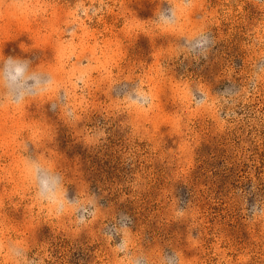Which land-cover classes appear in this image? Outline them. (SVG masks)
I'll list each match as a JSON object with an SVG mask.
<instances>
[{
	"label": "rangeland",
	"instance_id": "obj_1",
	"mask_svg": "<svg viewBox=\"0 0 264 264\" xmlns=\"http://www.w3.org/2000/svg\"><path fill=\"white\" fill-rule=\"evenodd\" d=\"M0 264H264V0H0Z\"/></svg>",
	"mask_w": 264,
	"mask_h": 264
},
{
	"label": "clouds",
	"instance_id": "obj_2",
	"mask_svg": "<svg viewBox=\"0 0 264 264\" xmlns=\"http://www.w3.org/2000/svg\"><path fill=\"white\" fill-rule=\"evenodd\" d=\"M24 71H25V66L21 63H16L10 66L8 73H7V79L14 81L18 77L23 76Z\"/></svg>",
	"mask_w": 264,
	"mask_h": 264
}]
</instances>
